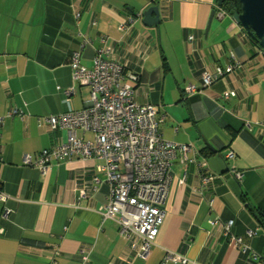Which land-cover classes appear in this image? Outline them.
I'll list each match as a JSON object with an SVG mask.
<instances>
[{
	"label": "crops",
	"instance_id": "0c3cea01",
	"mask_svg": "<svg viewBox=\"0 0 264 264\" xmlns=\"http://www.w3.org/2000/svg\"><path fill=\"white\" fill-rule=\"evenodd\" d=\"M217 2L0 0V184L9 196L0 200V264H84V257L85 264H162L168 252L186 264H260L264 55L233 15L219 14ZM147 3L158 5L159 22L147 26L136 16L124 26ZM78 32L90 42L84 45ZM101 49L141 77L136 99L159 107L162 136L196 150L187 168L179 160L173 166L166 217L145 258L100 212L110 185L98 160L53 161L46 174L24 163L26 153L66 140V130L51 131L43 118L88 105L90 87L76 84L75 94L65 93L74 85L70 62L80 52L81 63L92 68ZM231 54L240 66L202 88L203 72L225 68ZM189 84L197 88L192 94ZM13 108L20 113L9 115ZM88 133L78 131L85 139ZM230 151L234 157L226 158ZM201 164L216 176L203 190ZM233 169L244 171L240 180ZM232 235L249 248L233 243Z\"/></svg>",
	"mask_w": 264,
	"mask_h": 264
},
{
	"label": "built area",
	"instance_id": "2783aa9c",
	"mask_svg": "<svg viewBox=\"0 0 264 264\" xmlns=\"http://www.w3.org/2000/svg\"><path fill=\"white\" fill-rule=\"evenodd\" d=\"M156 1L147 0L148 3ZM141 12L130 15V24L124 26H131ZM219 14L222 16L225 11L220 9ZM76 16L79 19L81 13L77 11ZM78 34L79 38L83 37L81 32ZM81 39L84 45L90 42L87 36ZM104 40L105 37H102ZM261 53L264 55L262 48ZM109 54L110 49L99 50L92 68L81 63L80 52L73 54L70 66L74 85L68 87L65 93L68 96L75 94L76 84L90 87L88 105L81 110H70L43 118L51 131L66 130L67 138L37 154L26 153L24 163L36 166L46 174L53 161H66L75 157L98 160L96 169L106 176L110 185L107 202L101 205L100 212L104 219L117 222L120 235L145 258L166 217V202L175 178L173 164L179 160L187 168L191 161L188 154L196 153V150L191 144L174 142L162 136L160 126L163 118L159 115V107L136 99L138 87L134 84L139 82V75L114 57L106 58ZM239 66L240 61L231 54V62L225 68L203 72L202 88L207 89L216 79ZM196 89L193 84H189L186 92L192 94ZM18 113L20 110L13 108L9 115ZM2 120L3 117H0V125ZM78 131L93 133V139L79 136ZM234 155L230 151L225 157L231 158ZM201 167L204 170L200 169L199 190L208 187L216 177L205 169V164H201ZM231 173L240 180L244 171L233 169ZM186 176L180 179L181 183L186 182ZM81 194L85 196V190ZM8 197L0 184V200L5 203ZM209 203L213 206V198ZM233 223V220L226 223V234L230 233ZM247 233L253 236L255 231L249 230ZM230 239L236 245L243 246L240 237L232 235ZM248 248L243 246L244 251ZM254 257H258V254L254 253ZM168 260L180 264L188 261L174 252H168L162 264ZM86 261L87 257H84L83 263ZM260 264H264V258Z\"/></svg>",
	"mask_w": 264,
	"mask_h": 264
},
{
	"label": "water",
	"instance_id": "95a60500",
	"mask_svg": "<svg viewBox=\"0 0 264 264\" xmlns=\"http://www.w3.org/2000/svg\"><path fill=\"white\" fill-rule=\"evenodd\" d=\"M225 0H218L217 6L221 7ZM241 6L237 7L233 14L234 20L240 24L246 31L247 35L264 48V0H239ZM153 4V3H149ZM148 5L147 8L141 9L140 17H143V23L147 26L159 22L158 5ZM216 10H212L207 29L210 28L211 22L215 16Z\"/></svg>",
	"mask_w": 264,
	"mask_h": 264
},
{
	"label": "trees",
	"instance_id": "16d2710c",
	"mask_svg": "<svg viewBox=\"0 0 264 264\" xmlns=\"http://www.w3.org/2000/svg\"><path fill=\"white\" fill-rule=\"evenodd\" d=\"M240 6H241V4H240L239 0H225L224 3H223V5L221 6V8L225 9V11L228 14L233 15L235 13L236 8L237 7L240 8ZM254 42L257 43L256 41H254ZM140 79H141V77L139 78V82H140ZM139 82L136 83V84H134V86L137 87L138 84H139ZM258 217H260V215Z\"/></svg>",
	"mask_w": 264,
	"mask_h": 264
},
{
	"label": "rangeland",
	"instance_id": "374dc122",
	"mask_svg": "<svg viewBox=\"0 0 264 264\" xmlns=\"http://www.w3.org/2000/svg\"><path fill=\"white\" fill-rule=\"evenodd\" d=\"M91 137H93V133L89 132V133H88V137H87V138H88V139H90ZM173 166L175 167V166H176V164L174 163V164H173Z\"/></svg>",
	"mask_w": 264,
	"mask_h": 264
},
{
	"label": "clouds",
	"instance_id": "9594fccd",
	"mask_svg": "<svg viewBox=\"0 0 264 264\" xmlns=\"http://www.w3.org/2000/svg\"><path fill=\"white\" fill-rule=\"evenodd\" d=\"M221 8V7H220ZM223 9V8H222ZM262 49H264V48H262Z\"/></svg>",
	"mask_w": 264,
	"mask_h": 264
}]
</instances>
